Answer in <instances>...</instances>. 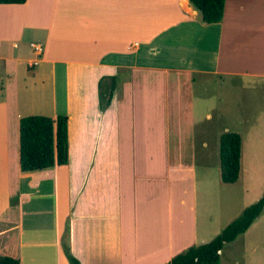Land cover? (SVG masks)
Here are the masks:
<instances>
[{"label": "crops", "instance_id": "crops-1", "mask_svg": "<svg viewBox=\"0 0 264 264\" xmlns=\"http://www.w3.org/2000/svg\"><path fill=\"white\" fill-rule=\"evenodd\" d=\"M212 75L264 85V0H225L215 23L187 0L0 4V255L166 264L210 240L212 220L198 218V130L184 114L206 100L196 80ZM102 76L117 77L104 110ZM58 114L67 164L22 171L19 119Z\"/></svg>", "mask_w": 264, "mask_h": 264}, {"label": "rangeland", "instance_id": "rangeland-1", "mask_svg": "<svg viewBox=\"0 0 264 264\" xmlns=\"http://www.w3.org/2000/svg\"><path fill=\"white\" fill-rule=\"evenodd\" d=\"M246 80L261 82L251 77H244ZM218 81L213 75L196 80V88L206 100L195 104V114H184L198 130L192 161L198 218L212 220L206 233L214 236L264 192V145L259 143L264 138V85L242 86L228 77L223 85ZM225 131L237 132L242 138L240 174L233 184L220 178L219 137ZM220 263L264 264V210L244 233L224 245Z\"/></svg>", "mask_w": 264, "mask_h": 264}, {"label": "trees", "instance_id": "trees-1", "mask_svg": "<svg viewBox=\"0 0 264 264\" xmlns=\"http://www.w3.org/2000/svg\"><path fill=\"white\" fill-rule=\"evenodd\" d=\"M26 0H0V4H22ZM204 23L219 22L225 0H189ZM117 84L116 76H102L98 82L99 108L104 110L111 102ZM68 117L58 114L27 115L19 119V167L33 171L65 165L68 162ZM241 135L225 131L219 137L220 178L223 183H235L240 174ZM264 210V192L255 202L246 206L212 239L188 246L174 255L166 264H219L220 251L226 243L244 233ZM65 246V245H64ZM67 252L68 248H64ZM70 264L79 260L67 252ZM0 264H20L17 258L0 255Z\"/></svg>", "mask_w": 264, "mask_h": 264}, {"label": "built area", "instance_id": "built-area-1", "mask_svg": "<svg viewBox=\"0 0 264 264\" xmlns=\"http://www.w3.org/2000/svg\"><path fill=\"white\" fill-rule=\"evenodd\" d=\"M32 48L36 51H40L41 50V46L38 44H32Z\"/></svg>", "mask_w": 264, "mask_h": 264}, {"label": "water", "instance_id": "water-1", "mask_svg": "<svg viewBox=\"0 0 264 264\" xmlns=\"http://www.w3.org/2000/svg\"><path fill=\"white\" fill-rule=\"evenodd\" d=\"M187 2H189V0H187Z\"/></svg>", "mask_w": 264, "mask_h": 264}]
</instances>
